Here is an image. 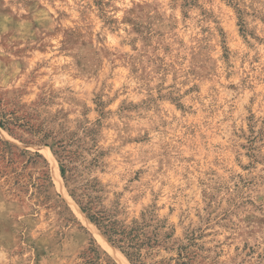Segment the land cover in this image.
<instances>
[{"label": "rangeland", "instance_id": "374dc122", "mask_svg": "<svg viewBox=\"0 0 264 264\" xmlns=\"http://www.w3.org/2000/svg\"><path fill=\"white\" fill-rule=\"evenodd\" d=\"M2 116L0 264L127 260L43 143L71 138L105 208L173 235L147 262L264 264V0H0Z\"/></svg>", "mask_w": 264, "mask_h": 264}, {"label": "trees", "instance_id": "16d2710c", "mask_svg": "<svg viewBox=\"0 0 264 264\" xmlns=\"http://www.w3.org/2000/svg\"><path fill=\"white\" fill-rule=\"evenodd\" d=\"M9 124H11L10 120L2 116L0 128L7 130ZM8 131L10 130L8 129ZM83 132L88 134L86 130ZM43 143L57 159L61 176L71 198L109 243L121 251L130 264H170L163 260L155 263L147 262V259L153 260L151 256L153 257L155 253L152 252L160 248L165 240L173 237V235L161 234L160 229L166 228L165 224L159 225L161 221L156 217H148L145 212L131 222L120 220L118 210H109L103 205L101 183L98 180H84L83 176L78 173V166L75 163L77 159L81 158L78 149L83 145L82 140L71 138V141L68 142L56 140L53 144ZM72 145H75L77 150H72ZM36 155L41 157L38 153ZM84 163L83 160L81 165ZM97 163L96 158L93 160V164ZM158 253L159 251H157ZM94 264H102L99 254H97Z\"/></svg>", "mask_w": 264, "mask_h": 264}, {"label": "bare ground", "instance_id": "6f19581e", "mask_svg": "<svg viewBox=\"0 0 264 264\" xmlns=\"http://www.w3.org/2000/svg\"><path fill=\"white\" fill-rule=\"evenodd\" d=\"M51 171H52V175L54 176V179L56 180V183L60 184L61 182V178H60V173H59V168L57 166L56 161L54 160L53 163L51 164ZM92 226L94 227V229L100 234V232L97 230V228L92 224ZM111 246V245H110ZM121 262L123 264H129L127 262V260L125 258H121Z\"/></svg>", "mask_w": 264, "mask_h": 264}]
</instances>
